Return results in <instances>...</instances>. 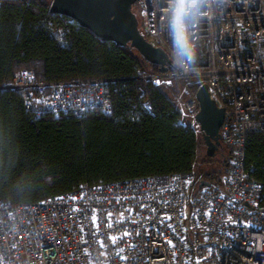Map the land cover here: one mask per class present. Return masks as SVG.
I'll use <instances>...</instances> for the list:
<instances>
[{
  "label": "built area",
  "instance_id": "1",
  "mask_svg": "<svg viewBox=\"0 0 264 264\" xmlns=\"http://www.w3.org/2000/svg\"><path fill=\"white\" fill-rule=\"evenodd\" d=\"M192 3L135 0L142 33L171 60L167 72L135 79L149 112V85L193 81L192 96L173 101L197 137L196 92L207 85L225 109L220 133L230 157L220 177L201 185L194 172L152 175L83 184L28 204L0 200V264H264V184L246 167L249 136L264 132V0ZM181 39L195 52L191 66L177 55ZM116 81H41L26 69L0 90L22 92L37 118L111 114L107 89Z\"/></svg>",
  "mask_w": 264,
  "mask_h": 264
},
{
  "label": "trees",
  "instance_id": "2",
  "mask_svg": "<svg viewBox=\"0 0 264 264\" xmlns=\"http://www.w3.org/2000/svg\"><path fill=\"white\" fill-rule=\"evenodd\" d=\"M51 2L0 1V85L26 69L41 81L114 78L118 81L107 89L112 112L37 118L25 108L22 92L0 90V200L28 204L83 184L173 173L194 172L198 182L217 180L230 149L221 144L214 167L201 150L202 135L180 123L173 98L184 81L169 88L149 85L151 112L143 110V84L135 78L159 67L135 49L103 41L52 13ZM190 89L194 93L197 85ZM246 167L264 184L262 131L248 138Z\"/></svg>",
  "mask_w": 264,
  "mask_h": 264
},
{
  "label": "water",
  "instance_id": "3",
  "mask_svg": "<svg viewBox=\"0 0 264 264\" xmlns=\"http://www.w3.org/2000/svg\"><path fill=\"white\" fill-rule=\"evenodd\" d=\"M134 3L135 0H52L50 10L70 18L103 41L135 49L148 63L157 65L159 72H167L171 60L162 48L153 46L141 32ZM196 98L199 102L196 120L201 125L207 155L214 157L222 144L220 130L225 109L217 106L210 97L206 84L197 90ZM201 185H208V182L202 181Z\"/></svg>",
  "mask_w": 264,
  "mask_h": 264
},
{
  "label": "rangeland",
  "instance_id": "4",
  "mask_svg": "<svg viewBox=\"0 0 264 264\" xmlns=\"http://www.w3.org/2000/svg\"><path fill=\"white\" fill-rule=\"evenodd\" d=\"M134 12H135V14H136V16H137V18L139 20V28H140V30L142 32L143 31V25H144V18H143L142 14H141V12H140V10L138 8L134 7ZM176 83L177 82H175L174 85ZM188 84L194 85V82L193 81H189V82L185 81L183 83H179L178 86H177V89L179 91L178 95L180 96L181 99L185 100V99H188V98H190L192 96L193 92H192V89H190V85L186 86ZM174 85L172 87H174ZM163 88H166V87H163ZM175 103H176V101H175ZM201 150L205 151V154L207 155V146L205 144V141H204L203 147H201ZM202 153H204V152H202ZM212 159L214 160V167L215 166L217 167V163H219V161H220L219 156L215 155L214 157H212ZM198 163L200 164L199 161H198Z\"/></svg>",
  "mask_w": 264,
  "mask_h": 264
},
{
  "label": "clouds",
  "instance_id": "5",
  "mask_svg": "<svg viewBox=\"0 0 264 264\" xmlns=\"http://www.w3.org/2000/svg\"><path fill=\"white\" fill-rule=\"evenodd\" d=\"M195 0H193L192 7H195ZM177 55L184 58L186 62H189L188 66H191V63L194 60L195 52L193 48L187 43V41L181 39L179 41V50Z\"/></svg>",
  "mask_w": 264,
  "mask_h": 264
},
{
  "label": "flooded vegetation",
  "instance_id": "6",
  "mask_svg": "<svg viewBox=\"0 0 264 264\" xmlns=\"http://www.w3.org/2000/svg\"><path fill=\"white\" fill-rule=\"evenodd\" d=\"M217 156H218V152H217V154H216Z\"/></svg>",
  "mask_w": 264,
  "mask_h": 264
}]
</instances>
